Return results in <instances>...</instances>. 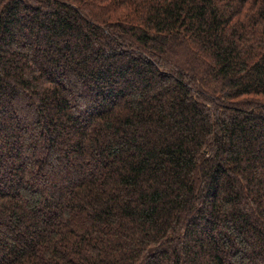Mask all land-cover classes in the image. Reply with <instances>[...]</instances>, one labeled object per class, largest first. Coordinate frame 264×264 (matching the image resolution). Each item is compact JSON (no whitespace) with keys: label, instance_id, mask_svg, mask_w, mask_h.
<instances>
[{"label":"trees","instance_id":"obj_1","mask_svg":"<svg viewBox=\"0 0 264 264\" xmlns=\"http://www.w3.org/2000/svg\"><path fill=\"white\" fill-rule=\"evenodd\" d=\"M0 264H264V0H0Z\"/></svg>","mask_w":264,"mask_h":264}]
</instances>
